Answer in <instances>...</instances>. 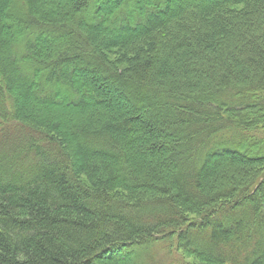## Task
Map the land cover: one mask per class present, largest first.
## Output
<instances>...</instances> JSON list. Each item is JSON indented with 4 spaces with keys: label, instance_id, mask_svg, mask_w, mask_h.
Returning <instances> with one entry per match:
<instances>
[{
    "label": "trees",
    "instance_id": "obj_1",
    "mask_svg": "<svg viewBox=\"0 0 264 264\" xmlns=\"http://www.w3.org/2000/svg\"><path fill=\"white\" fill-rule=\"evenodd\" d=\"M65 2L0 0V264H264V0Z\"/></svg>",
    "mask_w": 264,
    "mask_h": 264
},
{
    "label": "rangeland",
    "instance_id": "obj_2",
    "mask_svg": "<svg viewBox=\"0 0 264 264\" xmlns=\"http://www.w3.org/2000/svg\"><path fill=\"white\" fill-rule=\"evenodd\" d=\"M65 1L66 0H44L43 5L50 6L51 4H55L56 2L61 3V5H65L66 4ZM109 6H111V5H109ZM68 116L70 118V115H68ZM71 116H72L71 118H76V116L79 117L80 114H71ZM260 135H262L264 137V129L261 130ZM150 252L155 256V258H156L157 262H159V264H183V263L199 264V263L193 261L190 257L182 256L173 244H171V245H169V244H159V245L156 244L155 246L150 248ZM172 261H173V263H172Z\"/></svg>",
    "mask_w": 264,
    "mask_h": 264
}]
</instances>
